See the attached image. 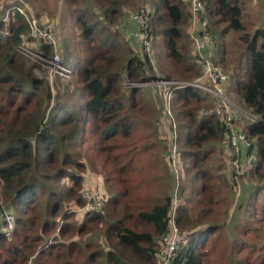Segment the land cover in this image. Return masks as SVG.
<instances>
[{
  "label": "trees",
  "instance_id": "trees-1",
  "mask_svg": "<svg viewBox=\"0 0 264 264\" xmlns=\"http://www.w3.org/2000/svg\"><path fill=\"white\" fill-rule=\"evenodd\" d=\"M90 1L64 0L61 26L67 36L62 39L57 35L62 64L68 66L75 55L80 61L71 82L55 75V84H51L48 71L39 77L35 69L42 67L19 53L20 46L29 47L34 42L28 22L15 10L20 3L0 0V21L4 20L0 24V225L6 228H0V264H52L50 259L56 264H162L160 251L171 230L176 197L175 220L182 240L171 264H208L207 251H220V244L214 241L217 238L219 242L231 238L230 246L237 249L240 237L233 240L236 235L230 232L237 231L240 218L232 214V208L242 179L258 176L264 159V29L241 36L243 49L238 59L242 64L228 74L222 57V40L228 29L219 28L220 14L229 9L230 28L242 32L246 29L243 18L247 1L262 3L264 9V0H203L214 39L205 56L226 73L228 91L260 117L256 124L240 126L253 143L246 154L254 153L256 161L253 170L238 181L234 180L236 156L226 139L224 118L200 114L203 107L216 106L209 93L193 87L174 92L176 171L171 154L175 132L168 120L161 124L159 94L155 102L142 96L139 89L134 88L128 96L123 90L124 73L132 83L157 79L153 61L164 80L193 82L202 78L203 68L189 35L190 3L152 0L151 9L148 4L141 6L149 17L146 34L153 54L149 57L127 46L120 32L112 28L130 13L128 0H95L99 12ZM9 10L14 15L7 16ZM131 21L140 31L132 17ZM36 51L51 59L54 47L42 44ZM137 131L144 134L139 138V159L145 158L153 169L159 168L151 172L147 167L146 192L137 211L116 217V203L128 195L127 189L122 187L121 193L109 189L113 185L111 174H102L104 182L99 181L96 191L102 190L103 208L83 216L77 235L104 231L106 245H95V237L76 244L59 243L55 238L49 243L55 230L60 229V236L68 232L61 222L78 218L67 216L65 206L80 210L87 203L83 197L89 169L84 154L86 141L93 135L98 147L131 138ZM165 134L170 135L168 144ZM154 144L164 149L162 154L147 150ZM99 151L111 154L109 147ZM211 159L216 160L214 164ZM139 164L143 165L141 160ZM262 191L259 187L255 194ZM110 193H114L112 199H108ZM7 215L13 220L14 231L6 222ZM129 220L139 230L127 224ZM210 242L214 245L207 249ZM76 249L82 250L81 262Z\"/></svg>",
  "mask_w": 264,
  "mask_h": 264
},
{
  "label": "rangeland",
  "instance_id": "rangeland-1",
  "mask_svg": "<svg viewBox=\"0 0 264 264\" xmlns=\"http://www.w3.org/2000/svg\"><path fill=\"white\" fill-rule=\"evenodd\" d=\"M190 0H187V3ZM22 3L24 7L29 8L36 17L41 19L44 22L49 23L56 33V35H60V37L63 39L67 36V34H64V29L61 26L62 24V13L63 9L65 8V2L64 0H22ZM148 4L149 9H151L153 5L152 0H148L144 3H139V0H128L127 5V11L130 12L127 15H124L120 21L113 25L114 31H119L120 34L123 37L124 43L127 44L129 47H134L137 49L136 51H139V35L140 32L136 30L133 24L132 27V21L131 17L138 13L140 10H142L143 5ZM261 4L253 5L251 2L247 1L245 9H244V25L246 26V29L242 32H235L233 29L230 28L231 25V19L232 14L230 13L229 9H223L221 11L220 16V29H228L227 35L224 36L222 40L223 44V62L225 63V69L227 70V73L230 74L232 72H236V70L239 68V66L242 64L241 61L238 59V54L241 49H243L241 36L243 35H250L252 36L254 32L262 28L264 29V9L261 7ZM90 5L92 7H95V11L99 12L100 9L96 7L95 0L90 1ZM212 28V27H211ZM217 43V41H216ZM217 45V44H216ZM42 44L38 42H32L29 43V48L33 50H38L39 47H41ZM217 48L214 47L213 51L214 54H216L215 57L218 55ZM217 52V53H216ZM163 54L166 55L165 51H163ZM153 57V54H152ZM80 61V57L76 56L73 58V60L68 64L69 67L74 69L78 62ZM153 70L154 73L157 74V79L159 81V78H162V74L159 69V65L157 63H154L153 61ZM42 68L35 69V74L39 77L46 76L47 74L44 71H48V80L51 84H55V79L58 76H55L51 73V71L41 66ZM125 74V73H124ZM123 74V90L127 93V96L131 93V91L135 89L141 90L143 93L142 96L146 97L148 100L156 102V98L159 99L158 94L162 101V96L157 88L149 87H141L139 86V83H132L126 76V74ZM63 79V78H61ZM72 78L66 79L64 78L63 82H71ZM162 80V79H161ZM138 100V99H137ZM161 107L163 109L162 103ZM204 108V107H203ZM163 111V110H162ZM163 113V112H162ZM162 115H160L161 118ZM159 118V119H160ZM167 121V120H166ZM170 122V121H169ZM162 127V126H160ZM91 137V136H90ZM144 134L143 132L137 131L135 134L132 135L131 138H119L118 140H112L106 143L101 144L98 147L94 146V139L93 135L92 137L86 141V144H84V154L87 156L85 163L87 167L89 168L86 171L85 176V184H86V192L87 191H96L99 181H103L102 174H111V178L113 179V182H111L112 190H117V193H121L122 187H125L127 189V196H123L119 198V202L116 203L115 206V215L117 218H123L125 215L128 214H134L135 211H137L139 205L141 204L140 201L144 197V193L146 192V176L147 171L149 170L151 172H158L159 168L153 169L152 166L148 165L149 161H146V159H139V138H143ZM89 138V137H88ZM165 139L167 140V144L170 140V135L165 134ZM145 139H142V141ZM125 143V144H122ZM101 147H109L111 154L109 155L107 152H100L99 150ZM120 147V148H119ZM150 151H159V154L163 153L164 149L159 146V144H154L147 149ZM153 154V153H152ZM138 155V156H137ZM216 159V158H215ZM133 162L131 163L130 161ZM139 160H141L142 164H139ZM216 161V160H215ZM215 161L211 159V164H214ZM132 164V165H131ZM157 165V164H156ZM155 165V166H156ZM158 166V165H157ZM121 170V171H120ZM120 171V172H119ZM119 172V174L117 173ZM259 175L252 177H247L242 179V182L240 184V191L237 194V202L236 205L234 204V207L232 208V214L234 216H238L240 218L237 231L230 232V234L239 235V237L235 236L233 240H237L239 238V244L237 249H232L231 245V238L228 237V239H223L221 242H219V238L217 240L214 239V241H218L220 244V251L218 250H209L207 251V260L206 262L208 264H236L239 261V264L244 263H251V264H261L264 261V159L262 160V166L259 170ZM244 182H247V186H245ZM65 183H68L66 181ZM123 183V184H122ZM141 187V188H140ZM261 187V191H263L258 194H255L257 192V189ZM108 189V190H109ZM102 193V190H99ZM109 192V191H108ZM114 197V193H110L108 195V199H112ZM228 200V199H227ZM177 204L179 203V199L176 197ZM243 207L242 209L239 207ZM1 207V204H0ZM128 207V208H126ZM221 207V206H220ZM67 216L76 215L78 218H71L68 221H63L61 223H65L66 231H68L64 236H60V229L55 230L53 233L52 239H49V243L55 242V239L59 243H78V242H88L90 239H93L94 237L96 240L94 242L95 245H98L99 242L101 244L106 245V241L104 238V231L99 232L97 235H89V236H78L77 230L80 223L83 221L84 212L80 211L77 208L74 207H68L65 206ZM73 209V211H72ZM74 209H77L74 210ZM128 209V210H127ZM136 209V210H135ZM221 211L225 212V207H221ZM75 213V214H73ZM114 215V218H115ZM195 218V217H193ZM11 216L6 218V222L11 223L12 226H14L13 221H11ZM233 219V216H232ZM238 220V219H237ZM231 221V219H230ZM0 222L1 218H0ZM130 226L135 227L137 230L139 228L137 225L135 226V222L133 220H129L128 223ZM2 225H0V228L2 229ZM60 227V226H59ZM247 227H249V230H245ZM6 229L5 227H3ZM226 228V227H225ZM11 231V230H10ZM55 238V239H54ZM87 239V240H86ZM211 245L213 246V242H210L207 249H210ZM8 246V243H7ZM94 247V246H93ZM238 247L240 249H238ZM108 250V249H106ZM206 250V249H205ZM6 252V250H5ZM206 252V253H207ZM76 253H78L79 261H82L83 254L82 250H77ZM44 260H49V258ZM52 264H56L55 261L50 259ZM232 261V263H231ZM28 264H32L30 261Z\"/></svg>",
  "mask_w": 264,
  "mask_h": 264
},
{
  "label": "built area",
  "instance_id": "built-area-1",
  "mask_svg": "<svg viewBox=\"0 0 264 264\" xmlns=\"http://www.w3.org/2000/svg\"><path fill=\"white\" fill-rule=\"evenodd\" d=\"M12 1H18L20 3L19 6L15 7V10L25 17L30 27L31 37L34 41L40 44H49L54 47V54L51 59L47 58L43 53H39L26 46H20L19 53L40 66L48 68L54 75H58L66 79L71 78L73 72L69 67L62 64V56L58 47L59 39L54 32L53 27L49 23L36 17L33 13H31L32 11L29 10V8L24 7L22 0ZM255 1L256 0H252V2ZM190 12L191 25L189 34L193 42L192 46L198 55L203 68L202 78L193 82L159 79V81L156 80L147 83H139V86H155L162 96L163 113L161 117V124L166 120L170 121L175 132L174 140L171 144V154L173 166L176 171H178L176 165L178 159V148L176 142L177 124L173 112L174 92L185 87H193L209 93L217 101L216 106L213 109L202 108L200 114L201 116L217 115L224 118L226 128L228 129L226 139L233 148L236 156L233 162L235 174L234 180L238 181L241 177H244L247 173L253 170L256 161V155L254 153L249 155L246 154L248 150L252 149L253 143L251 142L248 134L244 133L240 129V126L256 124L259 122L260 117L255 114L252 109L243 107L239 102L238 96L233 92L228 91L226 73L221 67L217 66L205 56L204 52L213 47L214 39L210 33L209 21L206 17L207 7L203 0H191ZM9 15H14V12L9 10L7 12V16ZM132 19L139 26L140 30L139 40L141 44L139 45V51L147 54L149 57L152 56L151 42L149 35L146 34L149 27V17L147 16V12L142 9L133 15ZM3 21L4 20L0 21V24ZM83 197L87 203L80 211L84 212V214L100 212L102 210L104 200L100 192L94 190L85 191ZM176 210L177 201L175 200V205L171 215V230L165 235L162 249L160 251L162 264H171L175 253L181 245L182 233L176 224ZM7 217H9V215H7L6 218ZM11 221L13 220L11 219ZM11 223L12 222L9 221V228L11 231H14V226H12Z\"/></svg>",
  "mask_w": 264,
  "mask_h": 264
},
{
  "label": "clouds",
  "instance_id": "clouds-1",
  "mask_svg": "<svg viewBox=\"0 0 264 264\" xmlns=\"http://www.w3.org/2000/svg\"><path fill=\"white\" fill-rule=\"evenodd\" d=\"M207 16H208V13H207ZM206 16V17H207ZM208 19V18H207ZM209 21V20H208ZM190 30V29H189ZM190 35V34H189ZM139 53H141L140 51H139ZM151 57V56H150ZM66 67H68V66H66ZM71 70H72V72H73V69L71 68V67H69ZM72 78V77H71ZM159 79H162V78H159ZM156 80H158V79H155V80H151V81H148V82H152V81H156ZM164 80V79H163ZM141 83H145V82H141ZM147 83V82H146ZM149 86H151V87H153L152 85H146V86H142V87H149ZM155 87V86H154ZM156 88V87H155ZM175 200H176V198H175ZM1 204V203H0ZM175 204V203H174Z\"/></svg>",
  "mask_w": 264,
  "mask_h": 264
}]
</instances>
